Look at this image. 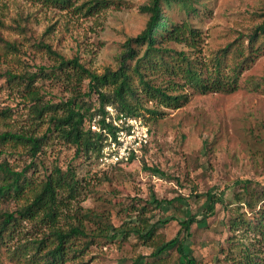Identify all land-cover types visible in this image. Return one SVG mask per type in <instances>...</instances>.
<instances>
[{
	"label": "rangeland",
	"instance_id": "374dc122",
	"mask_svg": "<svg viewBox=\"0 0 264 264\" xmlns=\"http://www.w3.org/2000/svg\"><path fill=\"white\" fill-rule=\"evenodd\" d=\"M92 1L95 0H74L60 7L43 0H0V37L18 48V51L6 49L0 42V73L8 69L17 73L23 69L35 72L41 66L51 69L54 61L40 44L50 45L66 59L78 58L100 74L106 68L116 69L126 41L146 27L148 16L140 12V7L149 0ZM191 4L196 12L187 13L181 5L174 4L170 14L173 21H189L200 31L195 46L187 43L168 46L204 63L213 52L240 34L250 33L264 15V0H194ZM263 76L264 54L243 73L235 92L200 94L186 87L179 93L189 94L190 100L180 108L147 103V109H157L161 115L144 111L150 144L147 151L131 162L104 166L100 157L88 159L77 155L73 146L56 135L46 140L30 173L35 172L42 179L55 165L63 169L74 165L83 188L70 213L71 222L76 218L81 220L87 213L89 218L82 220L92 234L101 226H112L107 238L98 237L93 242L79 240L82 248L87 240L92 244L78 258L71 254L73 259L65 264L154 261L151 255L156 246L174 239L182 221H190L192 217L203 220L208 201L202 195L208 192L218 199L215 214L203 223L192 225V236L186 237L185 248L198 264L225 263L223 251L228 247V239L241 235L230 227V219L236 212L251 216L238 199L243 192L238 182L250 180L253 182L250 190L254 187L264 190V185L258 186L264 184V92L250 91L245 86L248 77ZM152 78L156 84H164L167 79L157 75ZM40 85L46 99L53 102L72 96L61 84L44 80ZM83 91H88L87 83ZM85 100L89 106L98 107L97 96ZM108 108H112L114 115L120 113L114 107ZM1 109H11L13 117L0 120V133L9 128L15 131L31 128L37 135H45L48 125L38 126L32 121L29 107L19 97L9 94L4 77H0ZM99 119L100 116L94 121L98 123ZM9 153L0 160L6 157L18 169L33 160L24 151L9 150ZM148 167L159 168L163 174L155 175ZM156 199L161 206L153 202ZM256 205L261 209L264 201ZM6 206L13 210L17 204L9 202ZM141 219L157 225L151 240L144 241L133 232L129 231L128 235L124 232L141 225ZM25 226L30 233L28 239H34L32 224ZM17 240L18 237L14 242ZM161 259L157 264H179L175 249L168 250Z\"/></svg>",
	"mask_w": 264,
	"mask_h": 264
},
{
	"label": "trees",
	"instance_id": "16d2710c",
	"mask_svg": "<svg viewBox=\"0 0 264 264\" xmlns=\"http://www.w3.org/2000/svg\"><path fill=\"white\" fill-rule=\"evenodd\" d=\"M43 1L65 7L74 0ZM92 3L101 2L95 0ZM191 3L194 0H149L142 5L140 12L148 16L146 27L126 41L116 69L106 68L100 74L78 58L66 59L50 45L40 44L54 61L51 69L41 66L35 72L23 69L17 73L8 69L0 73V77L5 78L9 94L19 97L29 107L32 121L37 122L38 126L48 125L42 137L31 128L19 131L9 128L0 133V157L10 154L9 150H12V153L24 151L33 159L22 169H18L6 157L0 160V203L3 204L0 209V264H65L73 259L71 254L78 258L92 244L87 240L82 248L79 240L89 239L93 242L98 237L107 238L112 230V226L105 225L92 234L82 220L89 218L87 213L82 215L81 220L76 218L75 222H71L70 213L79 201L83 188L74 165L69 164L66 169L55 165L42 179L36 177L35 172L30 173L35 159L51 136L56 135L73 146L77 155H84L88 159L93 156L99 158L105 135L94 131L92 125L100 116L99 126L107 127L105 116L108 107L116 108L121 114L144 118V111L161 115L157 109H147V103L177 109L189 102V94L179 93L186 87L200 94L238 90L243 73L264 54V15L250 33L240 34L234 41L213 52L204 63L192 59L183 50L168 46L170 43L195 46L200 31L189 21H173L170 14L174 4L181 5V9L187 13L196 12ZM0 42L6 49L18 51L14 43L3 37H0ZM156 75L166 77L165 83L156 84L152 78ZM44 80L61 84L72 92V96L59 102L46 99L47 94L40 85ZM85 83L88 91H83ZM245 86L250 91L264 92V76L248 77ZM93 95L98 98L97 108L89 106L85 100ZM12 117L11 109L0 110L2 122ZM135 158L132 157L130 162ZM147 170L155 175L163 174L159 168L148 167ZM238 184L243 188L238 199L247 206L251 216L236 212L230 219V227L241 235L228 239V247L223 251V264H264V207L256 208L257 202L264 201V190L259 191L256 187L250 190L253 185L250 180L239 181ZM263 185L258 183V186ZM202 196L208 201L203 220L192 217L190 221H182L178 235L156 246L151 255L154 261L146 264L161 262V256L170 249L177 251L179 264H198V260L186 251L185 240L192 236L194 223H203L214 216L218 200L212 192ZM9 202L16 203L17 207L10 210L6 206ZM153 202L157 206L162 204L157 199ZM140 222L141 225L124 229V232L126 235L129 231L133 232L144 241L151 240L157 225H150L146 219ZM26 223L32 224L34 239H28L30 233ZM248 236H253V239H248ZM16 237L18 240L14 242ZM134 264H140V260Z\"/></svg>",
	"mask_w": 264,
	"mask_h": 264
},
{
	"label": "built area",
	"instance_id": "2783aa9c",
	"mask_svg": "<svg viewBox=\"0 0 264 264\" xmlns=\"http://www.w3.org/2000/svg\"><path fill=\"white\" fill-rule=\"evenodd\" d=\"M105 120L107 127L103 129L96 121L92 125L94 131L107 135L100 155L102 165L116 166L132 157L138 158L150 144V130L143 118L121 113L114 115L112 108H108Z\"/></svg>",
	"mask_w": 264,
	"mask_h": 264
}]
</instances>
